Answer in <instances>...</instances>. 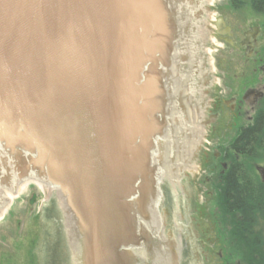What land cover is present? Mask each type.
<instances>
[{
  "label": "water",
  "instance_id": "95a60500",
  "mask_svg": "<svg viewBox=\"0 0 264 264\" xmlns=\"http://www.w3.org/2000/svg\"><path fill=\"white\" fill-rule=\"evenodd\" d=\"M201 4L0 0V216L36 179L55 189L72 264H181L157 210L191 121Z\"/></svg>",
  "mask_w": 264,
  "mask_h": 264
},
{
  "label": "flooded vegetation",
  "instance_id": "af4514ba",
  "mask_svg": "<svg viewBox=\"0 0 264 264\" xmlns=\"http://www.w3.org/2000/svg\"><path fill=\"white\" fill-rule=\"evenodd\" d=\"M257 1L264 2L215 0L221 13L212 20L215 8L209 0H202L203 9L197 13L191 121L183 124L179 140L172 142L171 163L161 178L157 210L165 231L176 233L181 264H254L252 258L245 261L239 252L260 231L264 233V214L249 210L248 201L264 198L261 29L256 25L241 32L227 17L240 10V5ZM220 18L224 24L217 28L215 23H220ZM211 30L215 40L210 37ZM216 41L222 42L220 48H214ZM224 51L229 56L243 54L246 60H253L244 84L237 74L228 77L229 83L219 79V72L226 76L231 68L225 59L215 58ZM241 74L245 75V70ZM43 196L32 218L44 223L45 228L41 234L33 231L36 238L30 240L27 250L31 261L20 255L13 264H72L65 218L57 198ZM34 202L32 197L30 204ZM6 240L0 239V264H8L7 258H11L5 254L11 252Z\"/></svg>",
  "mask_w": 264,
  "mask_h": 264
},
{
  "label": "rangeland",
  "instance_id": "374dc122",
  "mask_svg": "<svg viewBox=\"0 0 264 264\" xmlns=\"http://www.w3.org/2000/svg\"><path fill=\"white\" fill-rule=\"evenodd\" d=\"M217 1L219 2V0ZM263 3H258L257 1L252 5L242 4L240 5V10H236L233 15L230 14L227 16L233 26H236V29L240 30L241 32L251 26L259 25L260 27H258L261 29V33L259 36L261 48H264V8L262 9V7H264ZM217 4L218 3H216V10L217 15H219L221 11L217 9ZM212 39L215 40V38ZM215 45L217 48H220L222 42L216 41ZM216 58H223L225 59L226 64H231V68L228 71L229 75H227L226 73L225 76L221 72H219V79H225L229 83V78L232 79L234 78L235 74H237L239 82L243 83V81L245 82L249 80V75L253 67V60H246L243 54H240L239 56H237L236 54L229 56L225 51L216 56ZM243 63L244 67H239V64ZM243 70H245L246 72L245 75L241 74ZM39 187L40 186L36 184H30V186L21 195V197L14 204L8 214H6L3 220L0 221V239H4L5 237L8 238L5 243L10 246L8 247V249L11 251L9 253H5L11 256L10 259L7 258L8 264H13V262L16 260V257H19L20 255H23L25 259L31 261L29 256L27 255V250L30 240L33 241L36 238V235L33 233V231L36 232V234H41L44 228V223L41 224L40 222L35 221V218H32L33 215L37 213V208L41 204V200L44 199L43 193L40 189L41 187ZM32 197H35V202L33 204H30ZM37 225L41 226V228H37ZM1 243H3V240L1 241ZM36 260L38 261V258H36Z\"/></svg>",
  "mask_w": 264,
  "mask_h": 264
},
{
  "label": "trees",
  "instance_id": "16d2710c",
  "mask_svg": "<svg viewBox=\"0 0 264 264\" xmlns=\"http://www.w3.org/2000/svg\"><path fill=\"white\" fill-rule=\"evenodd\" d=\"M263 8L264 7H262V9ZM256 10H259V9H256ZM259 11H262V10H259ZM248 201H249V210H257V212L258 210H261L260 212L264 214V198L262 199L251 198ZM258 235L259 236L257 238L255 237L256 239L253 240V242H250L249 244H247L244 247V250L239 253L242 254L244 258H246L244 259L245 261L252 258L254 264H264V241L262 239L264 236V233L260 231Z\"/></svg>",
  "mask_w": 264,
  "mask_h": 264
},
{
  "label": "bare ground",
  "instance_id": "6f19581e",
  "mask_svg": "<svg viewBox=\"0 0 264 264\" xmlns=\"http://www.w3.org/2000/svg\"><path fill=\"white\" fill-rule=\"evenodd\" d=\"M222 24V23H221ZM32 183H35V184H38L40 187H42L43 189H46L47 191H49V194H47L48 196L51 194V192L54 190L52 187H50L49 185H47V184H44L43 182H41V181H39V180H36V179H34L30 184H32ZM30 186V185H29ZM28 186V187H29ZM27 187V188H28ZM27 190V189H26ZM25 190V191H26ZM24 191V192H25ZM5 217V215H3V216H0V221L1 220H3V218Z\"/></svg>",
  "mask_w": 264,
  "mask_h": 264
}]
</instances>
